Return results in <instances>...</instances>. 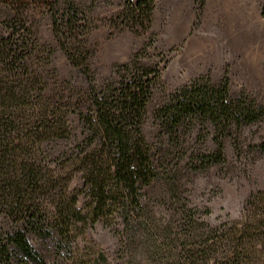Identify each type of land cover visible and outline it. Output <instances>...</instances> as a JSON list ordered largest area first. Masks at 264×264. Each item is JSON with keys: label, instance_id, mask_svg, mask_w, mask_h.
Segmentation results:
<instances>
[{"label": "trees", "instance_id": "obj_1", "mask_svg": "<svg viewBox=\"0 0 264 264\" xmlns=\"http://www.w3.org/2000/svg\"><path fill=\"white\" fill-rule=\"evenodd\" d=\"M28 1L9 0L16 18L8 35L0 37V264H110L102 251L79 246L84 226L99 220L123 225L141 246L155 236L149 239L154 256L148 264H264V191L250 194L238 220L209 225L190 207L179 211V223L176 217L160 230L153 227L154 232L141 203L142 188L159 178L158 166L186 131L209 137L211 151L188 154L193 168H207L225 159V140L234 128L264 120V101L245 92L232 95L226 74L217 82L205 75L192 78L154 109L157 134L151 143L143 126L161 84L160 68L144 64L136 53L117 66L114 79L92 84L75 35L78 5L46 0L58 14L54 24L68 58L85 64L90 86L79 102L63 94L44 95L41 78L35 82L37 76L27 71L33 33L20 24ZM155 1L124 0L117 22L147 30ZM195 2L199 8L204 4ZM260 12L264 17V0ZM36 83L40 86L34 90ZM72 114L84 136L53 164L42 146L71 137ZM257 147L264 151V141ZM77 174L81 183L70 189ZM79 196L85 199L81 207ZM158 234L165 244L157 242ZM138 247L125 264H141Z\"/></svg>", "mask_w": 264, "mask_h": 264}, {"label": "rangeland", "instance_id": "obj_2", "mask_svg": "<svg viewBox=\"0 0 264 264\" xmlns=\"http://www.w3.org/2000/svg\"><path fill=\"white\" fill-rule=\"evenodd\" d=\"M75 2L79 8L75 35L80 42L75 41L81 47L82 62L90 69L92 84L102 86L114 79L117 66L136 53L144 64L160 68L161 84L149 101L143 126L151 143L157 134L154 109L169 92L192 78L205 75L217 82L226 74L232 95L245 92L260 103L264 101V17L260 12L263 0H243L245 11L241 2L242 6L236 8L235 0H204L201 8L195 0H156L147 30L131 29L117 22L124 0ZM54 9L46 0H29L21 9V29L28 27L33 33L31 41L34 40L27 71L31 78L37 76L35 82L41 78L44 95L63 94L79 102L90 80L84 73L85 64L75 65L68 58L62 46L63 36L54 24V17H58L53 14ZM15 18L16 10L9 0H0V37L8 35L10 22ZM35 85L34 90L40 86ZM69 120V139L47 141L42 146L46 160L53 164L84 136L75 114ZM262 141L264 120L234 128L225 140V159L197 169L188 154L192 150L211 151L213 145L196 129L186 131L158 166L159 178L142 188L141 203L153 232V227L160 230L176 217L179 223V211L190 207L199 211L195 217L200 216L209 225L238 220L250 194L264 191V151L257 147ZM80 183L77 174L70 189ZM84 201L79 196L77 206L81 207ZM205 209L207 213L203 212ZM147 235L149 238L148 232ZM158 235L157 242L165 244L162 235ZM133 238L123 225L99 220L84 226L78 242L83 250L102 251L110 264H125L135 246L141 244ZM149 239L137 248L138 252L143 249L137 256L141 264H148L154 256L150 252L153 246L148 247Z\"/></svg>", "mask_w": 264, "mask_h": 264}, {"label": "bare ground", "instance_id": "obj_3", "mask_svg": "<svg viewBox=\"0 0 264 264\" xmlns=\"http://www.w3.org/2000/svg\"><path fill=\"white\" fill-rule=\"evenodd\" d=\"M230 1V0H229ZM236 2H237V7L236 8H239V7H241L242 6V4H243V0H235ZM240 2L242 3V4H240ZM243 8H244V11H245V4H243Z\"/></svg>", "mask_w": 264, "mask_h": 264}]
</instances>
